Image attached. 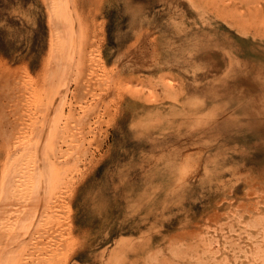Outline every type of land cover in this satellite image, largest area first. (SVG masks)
<instances>
[{
	"label": "rangeland",
	"instance_id": "obj_1",
	"mask_svg": "<svg viewBox=\"0 0 264 264\" xmlns=\"http://www.w3.org/2000/svg\"><path fill=\"white\" fill-rule=\"evenodd\" d=\"M0 264H264V0H0Z\"/></svg>",
	"mask_w": 264,
	"mask_h": 264
}]
</instances>
